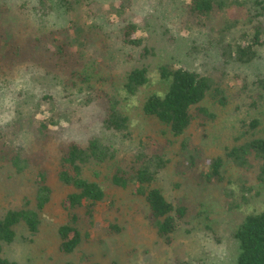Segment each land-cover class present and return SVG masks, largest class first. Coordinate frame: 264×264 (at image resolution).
<instances>
[{
  "label": "trees",
  "instance_id": "trees-1",
  "mask_svg": "<svg viewBox=\"0 0 264 264\" xmlns=\"http://www.w3.org/2000/svg\"><path fill=\"white\" fill-rule=\"evenodd\" d=\"M110 1L72 0L84 13V20L79 21L65 20L55 13L71 8L69 0H36L29 7L33 14L27 17L31 30L26 34L14 31L12 22L8 23L14 17L4 18L0 8V105L8 96L15 105L13 118L0 124V165L29 181L26 185L19 181L22 190L18 205L0 213V264H21V257L12 259L4 254V245L28 247L41 240L43 213L52 204L60 213L55 229L49 230L56 255L71 254L84 243L102 242L121 232L118 215L108 211L118 210L121 201L135 198L146 207L145 216L155 236L171 246L188 215V206L179 201L181 198L170 199L157 184L170 165L164 156L167 138L181 137L178 153L186 158L184 168L189 174L195 175L202 156L208 157L203 171L196 175L198 182L211 184L217 177L222 190H227L222 171L229 158L240 168L249 165L250 155L264 160L263 135L211 156L201 155L197 144L192 143L187 129L195 122L203 127L213 116L202 105L208 92L217 90L210 76L183 64L160 63L157 68L164 88L144 94L138 109L139 115L154 126L165 127L170 137L161 139L158 133H146L135 139L130 116L117 95L134 97L148 86V66H131L122 75L119 88L111 74L100 75L102 68L112 69L120 62L138 64L153 53L142 37L147 29L132 21L133 12L145 14L164 30L170 29L165 21L189 33L209 23L216 34L208 35L203 50L213 51L223 66L250 63L264 47V0H186L188 21L180 6L185 0H118L117 5ZM220 12L226 14L223 25L212 26ZM40 23L45 31L33 30ZM89 40L96 46L90 47ZM200 47L195 44L191 48ZM14 67L21 75V89L11 80ZM98 78L109 79L112 87L96 85L94 79ZM29 92L31 101L25 96ZM258 95L264 96V83ZM259 125L255 118L250 127ZM102 131L108 137L103 138ZM53 143L57 158L49 165L46 148ZM261 169L262 179L264 166ZM97 217L104 221L102 229L95 228ZM232 236L238 247L234 264H264V208L247 213ZM80 258L82 264H122L129 260L121 255L102 262L89 251L81 252Z\"/></svg>",
  "mask_w": 264,
  "mask_h": 264
},
{
  "label": "rangeland",
  "instance_id": "rangeland-1",
  "mask_svg": "<svg viewBox=\"0 0 264 264\" xmlns=\"http://www.w3.org/2000/svg\"><path fill=\"white\" fill-rule=\"evenodd\" d=\"M35 1L0 0V8H3V12H5L4 18L14 17L13 21L6 19L9 25L12 22L14 31L19 30L26 34L31 30L27 17L32 16L33 13H30L29 7ZM71 2L72 0H69L68 3L71 4V8L57 9L55 11L57 16L65 17V20H84L81 7ZM118 3V0L110 1L111 5ZM180 6L184 20L188 21L186 0ZM229 12L231 15L233 14V11ZM50 15L53 17L52 14ZM224 15L226 16L224 12H220L213 19L212 26L223 25L222 17ZM130 16L134 23L147 29L143 32L142 37L153 49V53L138 64L120 62L112 69L102 68L100 75L111 74L119 88L122 75L131 66L143 64L148 66L150 77L148 86L141 88L134 97L123 99L122 93L117 95L122 100V109L130 116L133 138L138 139L146 133H158L161 139L170 137L165 127L154 126V122L139 115L138 109L144 94L150 91L160 92L164 88L165 82L159 76L157 68L160 63L183 64L201 75L210 76L214 82V88H217L216 91L210 90L202 101V105L213 114L211 120L203 127L195 122L186 131L193 141L191 142L197 144L201 155L211 156L226 153L230 147L240 144L248 138L264 136V96L258 95L264 83V47L259 48L258 56L250 63L232 62L225 63L223 66L213 51L202 49L203 43L209 39L208 35L216 34L212 32L209 23L206 28L189 33L185 29L180 30L178 24L167 21L164 24H167L165 26L170 29L164 30L160 24L153 25V21L140 12H133ZM5 25L8 27L7 24ZM33 30L45 31V25L36 24ZM98 33L101 34L99 31ZM88 42L90 47L96 46L94 41L89 40ZM195 44L200 45L201 50H193L191 47ZM109 51H112V48H109ZM17 68H12L11 80L12 83L19 84L18 88L21 89L23 85L20 83L21 75ZM94 83L104 88L105 86L112 87L109 79H94ZM30 94L31 92L25 96L31 101L32 95ZM14 106L10 96L2 101L0 124L9 122L13 118ZM255 118L260 120V125L252 129L250 125ZM74 128L72 127L71 130ZM155 128H158L159 132ZM100 133L103 138L109 135L105 131ZM180 138L165 139L167 142L164 156L168 158L170 165L168 171L157 181V184L163 187L170 199L181 198L179 201L188 206V215L184 218L180 230L175 234L171 246L163 244L155 236L145 216L146 207L141 200L135 198L121 201L118 204V210L108 211L118 215L123 228L118 234L105 237L102 242L84 243L79 250L71 254L56 255L53 251V238L49 237V230L55 229L54 221L59 218L60 213L56 212L57 205L52 204L43 213L44 235L42 239L29 244L28 247L24 244L23 247L21 244L4 245V254L12 259L21 257V264H63L62 262L66 261L82 264L84 260L80 258V254L83 251L92 252L95 258L102 262L116 260L121 255L129 257V260H124L122 264H234L238 247L232 236V231L247 213L264 208V178H262L263 180L260 178L264 160H256L253 155H250L248 157L249 165L240 168L235 166L233 160L229 158L222 171L226 178L227 190H222V182L217 177L211 184L198 182L196 175L203 171L204 163L208 161V157L202 156L195 175L186 171L184 168L186 158L183 157L184 155L181 157L178 153ZM46 149L45 161L49 165H53L57 158L56 143L50 144ZM33 175L34 172H29V177L32 178ZM19 181L25 185L29 184V181L24 178H18L14 173L8 172L6 165H0V213L18 205V195L22 190ZM95 223L96 229L105 227L104 221L98 217L95 218Z\"/></svg>",
  "mask_w": 264,
  "mask_h": 264
}]
</instances>
